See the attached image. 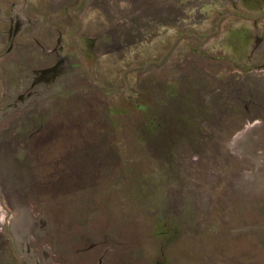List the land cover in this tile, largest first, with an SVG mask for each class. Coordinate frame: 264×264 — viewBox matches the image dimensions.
<instances>
[{"label":"rangeland","instance_id":"rangeland-1","mask_svg":"<svg viewBox=\"0 0 264 264\" xmlns=\"http://www.w3.org/2000/svg\"><path fill=\"white\" fill-rule=\"evenodd\" d=\"M237 8L264 0H0V264L8 212L25 264H264V24Z\"/></svg>","mask_w":264,"mask_h":264},{"label":"flooded vegetation","instance_id":"flooded-vegetation-1","mask_svg":"<svg viewBox=\"0 0 264 264\" xmlns=\"http://www.w3.org/2000/svg\"><path fill=\"white\" fill-rule=\"evenodd\" d=\"M231 16H237V17H239V18H241V19H243L245 21H250L251 23L254 24V26H257L260 22L262 24H264V11L259 12L258 14H255V13L248 14V13H245L242 10H240V9L237 8V9H234L232 12L224 13L222 16H219V17H222V19H223V18H228V17H231ZM262 30H264V26H263V29ZM10 53H11L10 48L9 49H6L5 48V50H3L2 52H0V59H3L5 56L10 55ZM2 93H3V87L0 86V101H1V98L3 97V94ZM0 199H2V198L0 197ZM0 203L2 205V208L5 210L6 207L4 205L3 199L0 200ZM10 216H11V214L8 212L7 213V219L5 221L4 230H3L2 235L9 242L10 251H11V253L13 255V258L15 260V263L16 264H25L19 258L18 254H17V251H16V248H15L14 241L12 240V238H10V234H9V219H10Z\"/></svg>","mask_w":264,"mask_h":264},{"label":"water","instance_id":"water-1","mask_svg":"<svg viewBox=\"0 0 264 264\" xmlns=\"http://www.w3.org/2000/svg\"><path fill=\"white\" fill-rule=\"evenodd\" d=\"M0 200H2V199H0Z\"/></svg>","mask_w":264,"mask_h":264}]
</instances>
